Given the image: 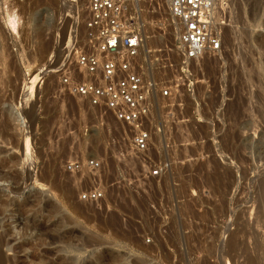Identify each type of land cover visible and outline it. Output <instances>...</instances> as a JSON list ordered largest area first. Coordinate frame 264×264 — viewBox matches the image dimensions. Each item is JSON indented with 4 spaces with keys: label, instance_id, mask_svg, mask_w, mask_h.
Segmentation results:
<instances>
[{
    "label": "rangeland",
    "instance_id": "rangeland-1",
    "mask_svg": "<svg viewBox=\"0 0 264 264\" xmlns=\"http://www.w3.org/2000/svg\"><path fill=\"white\" fill-rule=\"evenodd\" d=\"M165 1L137 13L140 67L163 87L184 68ZM250 1H218L223 50L193 63L189 93L156 95L142 162L133 133L61 83L89 0H0V264H264V2L254 18Z\"/></svg>",
    "mask_w": 264,
    "mask_h": 264
},
{
    "label": "built area",
    "instance_id": "built-area-1",
    "mask_svg": "<svg viewBox=\"0 0 264 264\" xmlns=\"http://www.w3.org/2000/svg\"><path fill=\"white\" fill-rule=\"evenodd\" d=\"M141 1L89 0L85 41L74 49L75 63L58 73L69 95L111 115L127 138L128 133L134 134L131 150L145 162L143 156L153 144L156 95L174 101L180 91H191L193 63L222 52L229 17L216 0H171L172 18L181 28L176 50L184 68L183 78L163 87L154 79L148 81L140 67L143 35L137 13ZM169 68L175 70L172 62ZM85 166L96 169L100 163L88 161ZM71 167L81 168L80 164ZM160 172L152 171V177ZM104 196L105 192L94 191L84 199L99 201Z\"/></svg>",
    "mask_w": 264,
    "mask_h": 264
},
{
    "label": "bare ground",
    "instance_id": "bare-ground-1",
    "mask_svg": "<svg viewBox=\"0 0 264 264\" xmlns=\"http://www.w3.org/2000/svg\"><path fill=\"white\" fill-rule=\"evenodd\" d=\"M166 1L168 2V0H166ZM166 1H165V2H166ZM216 1H219V0H216ZM249 1H250V0H248V2H249ZM251 1H252V10H251V11H252V13H253V14H252V13H251V14H252V15L254 16V18H255V17H258V14H259V12H260V9H261V6H262L264 0H251ZM251 1H250V2H251ZM167 2H166V3H167ZM139 4H140V3H139ZM163 4H164V3H163ZM169 5H170V8H169V10H170V17H172L170 0H169ZM139 7H140V6H139ZM224 9H225V8H224ZM233 10H234V9H233ZM262 10H263V9H262ZM228 11H229V10H228ZM242 11H243V10H242ZM232 12H233V11H232ZM249 12H250V11H249ZM139 13H140V11H139ZM235 13H236V12H235ZM239 14H241V13H239ZM8 15H9V14H8ZM248 15H249V14H248ZM143 16H144V15H143ZM145 16H146V15H145ZM11 17H12V16H11ZM249 17H250V16H249ZM8 18H9V17H8ZM144 18H145V17H144ZM170 19H171V18H170ZM14 20H15V19H14ZM14 20H13V18H12V21H14ZM12 21H10V22H12ZM263 21H264V20H263ZM144 22H145V19H144ZM238 22H239V21H238ZM16 24H17V23H16ZM9 25H10V24H9ZM11 25L13 26V23H12ZM14 25H15V24H14ZM16 26H17V25H16ZM232 28H233V27H232ZM180 29H181V28H180ZM16 30H17V28H16ZM152 30H153V29H152ZM243 30H244V29H243ZM240 31H242V30H240ZM246 32H247V31H246ZM159 34H160V33H159ZM226 34H227V33H226ZM243 34H244V33H243ZM235 35H236V34H235ZM244 35H245V34H244ZM244 35H242V37H243ZM179 36H180V35H179ZM236 36H237V35H236ZM246 36H247V35H245V36L243 37V38H245L244 40H246V38H248V36H247V37H246ZM249 37H250V36H249ZM261 38H262V37H261ZM241 39H242V38H241ZM228 40H229V39H228ZM233 40H234V39H233ZM242 40H243V39H242ZM259 40H260V42H261V39H258V41H259ZM223 41H224V39H223ZM240 41H241V40H240ZM247 41H248V40H247ZM45 42H46V41H45ZM47 42H48V41H47ZM63 42H64V41H63ZM63 42H62V43H63ZM242 42H243V41H242ZM49 43H50V42H49ZM49 43H48V44H49ZM247 43H248V42H247ZM247 43H246V44H247ZM261 43H263V42H261ZM261 43H260V44H261ZM240 44H241V43H240ZM258 44H259V43H258ZM242 45H243V44H242ZM262 45H263V44H262ZM44 46H45V47H43V49H42V51H41L43 55H45V54L48 52V51H47V50H48L47 45H44ZM233 46H234V45H233ZM249 46H250V45H248V47H249ZM257 46H258V45H257ZM49 47H50V46H49ZM244 47H246V46H244ZM142 49H143V43H142ZM142 49H141V52H142ZM242 49H243V48H242ZM245 49H247V48H245ZM245 49H243V50H245ZM249 49H250V48H249ZM258 49H259V48H258ZM262 49H263V47H262ZM247 50H248V49H247ZM226 51H227V50H226ZM251 51H252V50H251ZM251 51H250V53H251ZM230 52H231V51H230ZM246 52H247V51H246ZM248 52H249V51H248ZM250 53H249V56H250ZM228 54H230V53H228ZM251 54H253V53H251ZM261 54H262V53H261ZM212 56H213V55H212ZM263 56H264V55H263ZM247 57H248V56H247ZM252 57H253V55H252ZM252 57H251V58H252ZM251 60H252V59H251ZM255 61H256V60H255ZM222 62H223V61H222ZM207 63H208V62H207ZM245 64H246V63H245ZM243 65H244V64H243ZM247 65H248V64H247ZM247 65H246V66H247ZM252 65H253V64H252ZM256 65H257V64H256ZM246 66H245V67H246ZM250 66H251V65H250ZM253 66H254V65H253ZM253 66H252V68L249 67L250 70H251V69L255 70V69H254L255 67H253ZM211 68H212V67H211ZM247 68H248V67H247ZM256 68H258V67H256ZM209 69H210V68H209ZM214 69H215V68H214ZM245 69H246V68H245ZM245 69H244V70H245ZM204 70H205V69H204ZM210 70H211V69H210ZM212 70H213V69H212ZM248 70H249V69H248ZM248 70L245 71V72H247V73H246L247 75H249ZM250 70H249V71H250ZM253 70L250 71V74L253 75V77H254L255 75L252 74V71H253ZM213 71H214V70H213ZM50 72H51V70H50ZM52 72H53V71H52ZM205 72H206V71H205ZM255 72H256V70H255ZM146 74H147V72L145 73V75H146ZM255 74H256V73H255ZM147 76H148V75H147ZM244 76H245V75H244ZM248 77H249V76H248ZM253 77H252V78H253ZM257 77H258V74H257ZM246 78H247V77H246ZM250 78H251V77H250ZM252 78H251V79H252ZM254 78H255V77H254ZM254 78H253V80H254ZM246 80H249V78L246 79ZM255 80H256V79H255ZM250 82H251V81H250ZM262 110H263V109H262ZM240 112H241V111H240ZM237 113H238V112H237ZM13 114L15 115L16 118L19 119V115H17L16 112H14ZM239 115H240V114H239ZM257 115H258V114H257ZM236 116H237V115H236ZM259 117H260V116H259ZM256 122H257V121H256ZM232 123H233V122H232ZM242 124H243V123H242ZM248 125H249V124H248ZM233 127H234V126H233ZM244 128H245V127H244ZM253 128H254V127H253Z\"/></svg>",
    "mask_w": 264,
    "mask_h": 264
}]
</instances>
